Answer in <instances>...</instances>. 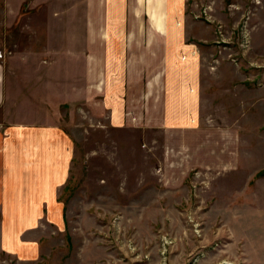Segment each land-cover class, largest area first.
I'll return each mask as SVG.
<instances>
[{
  "label": "rangeland",
  "instance_id": "374dc122",
  "mask_svg": "<svg viewBox=\"0 0 264 264\" xmlns=\"http://www.w3.org/2000/svg\"><path fill=\"white\" fill-rule=\"evenodd\" d=\"M196 7L216 39L202 48L203 129L187 132L114 126L98 107L74 103L84 83L66 67L49 76L68 52L11 49L0 29L7 117L61 121L75 143L65 225L36 233L42 257L32 264H264V0ZM1 223L0 210V264H31L2 249Z\"/></svg>",
  "mask_w": 264,
  "mask_h": 264
},
{
  "label": "crops",
  "instance_id": "0c3cea01",
  "mask_svg": "<svg viewBox=\"0 0 264 264\" xmlns=\"http://www.w3.org/2000/svg\"><path fill=\"white\" fill-rule=\"evenodd\" d=\"M195 2L0 0V29L13 36L5 43L11 49L68 52L64 63L53 57L55 74L49 76L66 67L69 78L84 83L74 103L98 107L114 126L202 130V48L216 35L214 23L198 17ZM40 79L51 81L45 74ZM6 91H0L2 249L32 264L42 257L43 236L36 233L65 225L61 194L71 176L75 143L61 121L9 119L14 108L6 106ZM42 103L43 114L47 109L54 115Z\"/></svg>",
  "mask_w": 264,
  "mask_h": 264
},
{
  "label": "built area",
  "instance_id": "2783aa9c",
  "mask_svg": "<svg viewBox=\"0 0 264 264\" xmlns=\"http://www.w3.org/2000/svg\"><path fill=\"white\" fill-rule=\"evenodd\" d=\"M208 9H210L209 5H207L206 7H203V11L202 12L207 14ZM198 17H200V15H198ZM3 57H4V54H2V52H0V59H2Z\"/></svg>",
  "mask_w": 264,
  "mask_h": 264
}]
</instances>
